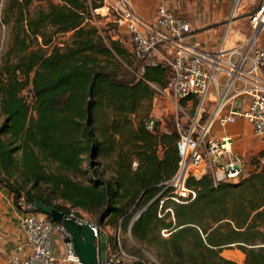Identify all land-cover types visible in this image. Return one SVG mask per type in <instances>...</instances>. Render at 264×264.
I'll return each instance as SVG.
<instances>
[{"label":"trees","instance_id":"1","mask_svg":"<svg viewBox=\"0 0 264 264\" xmlns=\"http://www.w3.org/2000/svg\"><path fill=\"white\" fill-rule=\"evenodd\" d=\"M35 1L11 0L13 35L0 69L6 116L0 185L13 193L15 205L25 210L41 200L67 214V205L103 213L121 231L147 206L131 233L160 264H239L223 256L231 248L245 254L244 264H264V167L217 186L210 175L190 177L196 198L165 202L162 212L172 208L173 214L160 217L156 197L178 169L179 133L149 112L158 93L151 83L166 89L169 70L151 67L136 76L132 49L119 39L107 42L87 21L101 0H39L44 3L33 7ZM69 33L67 41H55ZM86 160L110 175L94 169L80 182L75 177L88 173ZM98 225L114 248L115 238Z\"/></svg>","mask_w":264,"mask_h":264},{"label":"built area","instance_id":"2","mask_svg":"<svg viewBox=\"0 0 264 264\" xmlns=\"http://www.w3.org/2000/svg\"><path fill=\"white\" fill-rule=\"evenodd\" d=\"M101 1L103 6L92 9L87 21L99 31L101 26L109 24L129 34L136 76L143 78L146 69L151 67L168 69L166 89L151 85L173 103L177 112L182 110L184 113L182 118L176 117L174 121L179 133L180 161L176 173L159 185L161 191L156 197H161L159 216L168 212L173 214L172 208L162 212L165 202L188 203L196 198L197 191L188 186L190 177L210 175L215 186L224 180L239 182L246 175V164L233 152L234 138L211 135L216 127L226 129L242 122L264 145V0H260L248 15L252 32L232 41L235 34L231 25L238 16L237 1L215 49L190 43V17L165 5L158 8L154 21H146L138 13L133 0ZM192 109L195 110L191 114ZM148 128H154L152 119ZM260 161L264 162V159ZM137 165L135 161L133 166ZM260 167L256 165L255 170ZM68 207L71 208L70 217L86 220L78 216L79 209ZM146 208L139 209L132 216L129 226L132 241V223ZM35 209L33 205H25L21 224L28 250L13 254L10 264H54L58 260L53 235L57 232L64 240L68 233L62 223L54 222ZM93 224L94 234L100 240L101 227ZM162 234L168 236L169 232L164 229ZM120 235L121 228L115 237L114 248L109 245L107 259L100 264H160L147 251L140 255L126 249ZM63 248L64 261L81 264L72 241H63Z\"/></svg>","mask_w":264,"mask_h":264},{"label":"rangeland","instance_id":"3","mask_svg":"<svg viewBox=\"0 0 264 264\" xmlns=\"http://www.w3.org/2000/svg\"><path fill=\"white\" fill-rule=\"evenodd\" d=\"M237 1H239V3L241 4L243 0H237ZM10 3L11 0H0V69L3 65L4 56L8 51L13 35V22L11 21L10 8H9ZM41 3L43 4L44 2H40L39 0H36L34 2L33 7L40 5ZM243 24H244V28H243L244 34L251 33L252 27L250 25L248 16L244 19ZM100 32L107 42L110 39H119L129 49H132L131 38L124 29L117 27L115 25L104 24L103 26H101ZM70 35L71 33L59 34L58 36H56L55 41L56 42L67 41ZM181 106L183 107V109L186 110V112H188L187 108L185 107V103H182ZM190 113L192 114V112ZM149 116L153 117L156 120L161 121L163 125L172 127L175 125L174 122L175 118L176 117L182 118L184 116V113L182 110H179L177 112L174 108L173 103L165 95L158 92L154 98L153 105L149 112ZM5 120H6V116L2 112L1 103H0V128L4 124ZM225 135L227 136L229 135L234 138L235 142L233 144V152L236 156H238L242 161L245 162L246 164L245 174L254 172L256 165L257 166L261 165V167H264V162L260 161V159H264V145L260 139H258L253 135L251 129L248 126L238 123V124L230 125L226 129L216 127L211 137H222ZM53 167L56 168V166ZM84 168L86 171H88V173H86V175H84L83 177H75L77 180L83 183H86L93 176L94 169H99L100 171L103 170L102 167L97 168L95 166V168H92V165L90 164L89 160L85 161ZM102 172L105 174L104 175L105 177H108L110 175L107 172L105 173L104 170ZM0 190L2 191L4 190V187L1 185H0ZM12 197L13 196L9 198V204L10 202L13 204ZM54 201L55 203L58 204L67 205L64 201L56 198H54ZM79 214L80 217L92 223L98 224L101 221V223H104L103 227L107 234H109L112 238L113 237L115 238L117 236L119 232V227H114L112 224H108L109 223L107 221L108 217H105L103 213L91 214L85 211H79ZM120 236H121L122 244L126 246L128 249L135 248V250L136 249L141 250L143 254L144 252L147 251L145 245L141 244L134 238L132 241V239L129 236V230L126 231L125 229H123L121 231ZM12 255L13 253L10 252H5V253L0 252V264H10ZM223 255H225L226 257L232 260L237 261L239 264L245 263V254H243L237 248L227 249L223 252Z\"/></svg>","mask_w":264,"mask_h":264},{"label":"crops","instance_id":"4","mask_svg":"<svg viewBox=\"0 0 264 264\" xmlns=\"http://www.w3.org/2000/svg\"><path fill=\"white\" fill-rule=\"evenodd\" d=\"M133 1L138 13L146 21H154L157 10L161 5H165L177 13L187 15L190 17L192 23V31L188 35V41L201 48L215 49L221 41L226 23L237 0ZM259 2L260 0H243L241 4L239 3L238 16L232 21L231 25L232 33L235 34L231 37L232 41L239 39L244 34V19L256 9ZM239 123L243 124L242 122ZM11 196H13V204L11 202L9 204ZM23 214L24 210L15 205L13 193L6 187H4L3 191L0 190V252L15 254L28 250L24 229L21 224ZM53 240L54 252L58 257V260L54 264H76L64 261V240L61 235L54 233Z\"/></svg>","mask_w":264,"mask_h":264},{"label":"water","instance_id":"5","mask_svg":"<svg viewBox=\"0 0 264 264\" xmlns=\"http://www.w3.org/2000/svg\"><path fill=\"white\" fill-rule=\"evenodd\" d=\"M17 197H22V192L17 191ZM36 209L50 215L54 222L62 223L68 235L64 241H72L75 253L81 264H100L107 259L109 250V238L102 232L100 240L94 234V224L86 220H78L70 217L66 212L60 211L43 201L37 200L34 203Z\"/></svg>","mask_w":264,"mask_h":264}]
</instances>
